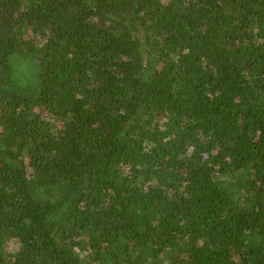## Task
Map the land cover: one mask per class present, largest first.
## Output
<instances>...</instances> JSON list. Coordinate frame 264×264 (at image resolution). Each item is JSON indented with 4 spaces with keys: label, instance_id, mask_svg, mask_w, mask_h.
<instances>
[{
    "label": "trees",
    "instance_id": "16d2710c",
    "mask_svg": "<svg viewBox=\"0 0 264 264\" xmlns=\"http://www.w3.org/2000/svg\"><path fill=\"white\" fill-rule=\"evenodd\" d=\"M0 264H264V0H0Z\"/></svg>",
    "mask_w": 264,
    "mask_h": 264
}]
</instances>
